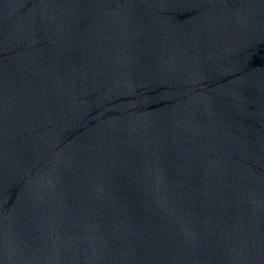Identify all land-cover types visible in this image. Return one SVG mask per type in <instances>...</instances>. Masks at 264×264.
I'll return each instance as SVG.
<instances>
[{
	"label": "water",
	"instance_id": "water-1",
	"mask_svg": "<svg viewBox=\"0 0 264 264\" xmlns=\"http://www.w3.org/2000/svg\"><path fill=\"white\" fill-rule=\"evenodd\" d=\"M0 264H264V0H0Z\"/></svg>",
	"mask_w": 264,
	"mask_h": 264
}]
</instances>
